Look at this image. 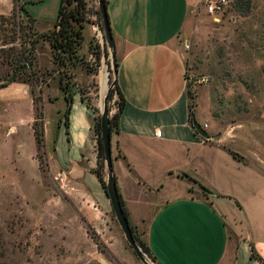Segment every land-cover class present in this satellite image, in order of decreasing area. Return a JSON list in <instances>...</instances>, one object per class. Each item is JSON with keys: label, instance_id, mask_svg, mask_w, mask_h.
Segmentation results:
<instances>
[{"label": "crops", "instance_id": "crops-1", "mask_svg": "<svg viewBox=\"0 0 264 264\" xmlns=\"http://www.w3.org/2000/svg\"><path fill=\"white\" fill-rule=\"evenodd\" d=\"M107 1L115 79L125 99L111 133L112 168L130 223L158 264H264V179L261 188L251 186L249 160L234 158L229 150L237 151L219 138H201L189 121L179 36L200 0ZM47 64L54 65L51 54ZM71 95L66 133L65 93L58 82L41 91L47 183L36 158L31 87L0 88V188L25 202L44 193L49 206H75L82 224L101 234L111 205L92 171L97 113L78 89Z\"/></svg>", "mask_w": 264, "mask_h": 264}, {"label": "rangeland", "instance_id": "rangeland-1", "mask_svg": "<svg viewBox=\"0 0 264 264\" xmlns=\"http://www.w3.org/2000/svg\"><path fill=\"white\" fill-rule=\"evenodd\" d=\"M209 1L216 3L212 13L205 10ZM58 2L19 0L38 21L35 30L39 34L53 31L52 23L39 21H54ZM85 2L89 23L78 51L80 59L75 65L67 64L61 69L56 64L48 65L50 48L41 39L35 50L38 82L32 81L30 87L36 92L39 88L42 91L45 85L57 83L60 76L66 77L72 89L81 90L84 99L97 106L99 118L102 96L111 82L112 71L106 48L98 63L87 59L88 53H93L91 26L95 23L101 26V22L96 0ZM11 3L14 5L12 0H0V12L7 11ZM12 7L1 14L10 15ZM242 11L237 0H200L189 12L179 44L185 58L188 90L192 93L188 102L196 105L197 122L209 125L205 130L210 137L226 142L241 159L244 156L249 160L246 180L251 186L261 188L264 179V165H259V160L264 162V0H251L250 11L245 15ZM14 12L15 22L26 20L18 8ZM4 26L11 27L7 23ZM8 73L10 68L0 61V78ZM115 101L116 94L108 102L109 116L117 110ZM44 112L51 123L55 117L53 107L45 106ZM42 171L45 182L49 183L46 167ZM102 173L105 180L104 167ZM81 221L75 206H67L64 201L61 205L49 206V196L43 193L28 196L25 202L0 188V264H142L128 245L111 208L100 221L102 238ZM81 227L88 231L89 239ZM89 232L97 236L100 247L97 248Z\"/></svg>", "mask_w": 264, "mask_h": 264}, {"label": "trees", "instance_id": "trees-1", "mask_svg": "<svg viewBox=\"0 0 264 264\" xmlns=\"http://www.w3.org/2000/svg\"><path fill=\"white\" fill-rule=\"evenodd\" d=\"M103 1L107 12L108 1ZM13 2L14 5L10 12V15L6 16L0 14V34L2 36L0 40V61L2 63H5L10 68V73L0 78V88L5 87L12 82H21L28 85H30L32 81H34L35 83L38 82V77L34 68L36 59L35 50L37 44L41 39L48 43L52 62L60 67L59 69H61V67H65L67 64L75 65V62L80 59L78 56V51L80 50L84 40L83 29L85 25L89 23V19L86 16L85 0H59L56 18L52 23L53 31L46 34H39L36 32L35 24L38 21L27 13L24 6L19 3V0H13ZM237 2L240 3L241 7L243 8L241 14L245 15L250 11L251 0H237ZM16 8H18L19 11L23 12L26 15L25 21L15 22L14 17L16 15L14 11ZM4 23H7L8 25L10 24L11 27L6 28V26H4ZM93 55L95 56V61H97L98 63L104 55V51L97 49L93 52ZM57 82L59 88L65 93L66 107L63 113V123L66 127V133H68V116L72 103V84H70L66 77L63 78L62 76L58 78ZM79 92L81 95V100L85 103V105L97 113L96 108L90 105L84 99L81 90H79ZM114 94L117 95V102L115 101L117 103V110L109 116V127L111 133L118 130L119 118L125 107V99L117 85L115 78L113 79V85L108 93V102L113 98ZM31 96L35 109L33 130L37 146L36 158L39 162V168L43 170L44 167H46V159L44 151L41 89H37L36 92L33 88H31ZM187 96L188 98H192V93L188 90V85ZM108 109L110 111L109 106ZM188 116L189 121L192 123V121L195 119V104L193 102H188ZM93 129L96 135L97 143V166L92 171L96 175L102 189L106 194L105 181L103 179L102 173V168L104 167V154L100 138V116L98 118V116L96 115ZM229 152L234 158L241 159L238 154L232 151ZM198 186L203 191H207L203 186L199 184ZM116 188L121 208L128 220L129 227L132 231L135 241L141 248L142 252L147 254V256H149L151 260L156 262V258L152 254L150 248L140 238L136 227H134L129 221L128 211L124 206V202L117 187V183ZM89 235L97 248L100 247L97 236L90 232ZM252 253L253 255H255L254 252ZM257 258L261 261V258Z\"/></svg>", "mask_w": 264, "mask_h": 264}, {"label": "water", "instance_id": "water-1", "mask_svg": "<svg viewBox=\"0 0 264 264\" xmlns=\"http://www.w3.org/2000/svg\"><path fill=\"white\" fill-rule=\"evenodd\" d=\"M98 13L100 16L101 29H102V39L104 48L107 49L110 59V67L112 71V80L110 84L107 86V90L102 99V107L100 109V138L103 146V154H104V171H105V189L106 196L109 199L111 210L116 218V221L128 243L130 248L133 250L137 258L142 264H158L153 260L146 257V255L142 252L141 248L135 241L133 237L132 231L129 227L128 220L123 213L121 208V204L119 201L115 176L113 174L112 168V156H111V132L109 127V109H108V93L113 85V79L116 75V50L115 43L113 40V36L111 33V28L109 25L107 12L105 8V4L103 0H96ZM192 126L195 132L203 139H210L207 131L202 127V125L197 122L195 119L192 121ZM149 260V262L147 261Z\"/></svg>", "mask_w": 264, "mask_h": 264}, {"label": "built area", "instance_id": "built-area-1", "mask_svg": "<svg viewBox=\"0 0 264 264\" xmlns=\"http://www.w3.org/2000/svg\"><path fill=\"white\" fill-rule=\"evenodd\" d=\"M224 2V0H222ZM215 5L216 3H213V2H208L206 5H205V10L207 13H212L215 9ZM97 49L99 50H105L104 48V45H103V39H102V29H101V26H96V27H93V52L96 51ZM104 57V56H103ZM102 57V58H103ZM88 61L90 63H95V56L93 55V53H88ZM204 129L206 128V125L204 124L202 126ZM156 134L158 135L159 132L157 131Z\"/></svg>", "mask_w": 264, "mask_h": 264}, {"label": "bare ground", "instance_id": "bare-ground-1", "mask_svg": "<svg viewBox=\"0 0 264 264\" xmlns=\"http://www.w3.org/2000/svg\"><path fill=\"white\" fill-rule=\"evenodd\" d=\"M105 86H106V81H105ZM106 90H107V89H106ZM106 90H105V92H106ZM105 92H104V95H105ZM104 95L102 96V99H103ZM147 261L149 262L148 259H147Z\"/></svg>", "mask_w": 264, "mask_h": 264}]
</instances>
